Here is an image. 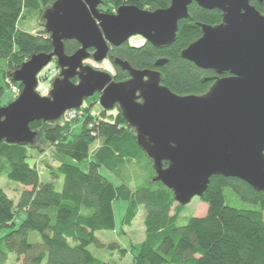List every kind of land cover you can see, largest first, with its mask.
I'll return each mask as SVG.
<instances>
[{
	"label": "trees",
	"instance_id": "1",
	"mask_svg": "<svg viewBox=\"0 0 264 264\" xmlns=\"http://www.w3.org/2000/svg\"><path fill=\"white\" fill-rule=\"evenodd\" d=\"M56 1L0 0V107L6 89L19 85L13 76L23 64L34 55L54 51L45 29L35 35L20 24L37 16L45 25L44 13ZM101 1L100 8L109 11L106 14L122 6L152 12L170 6L169 0ZM251 4L264 14V3L253 0ZM222 21L220 11L194 3L189 18L179 23L171 46L157 48L145 42L133 48L126 43L113 47L110 57L137 70L160 72L162 84L179 96H201L228 74L221 77L213 70H203L184 59L182 52L202 37L201 25L216 26ZM80 48L77 41L65 42L67 55ZM162 59L167 63L156 67ZM117 72L118 78L128 75L119 67ZM85 103L83 113L75 119L64 116L55 123L31 124L38 134L33 145L0 141V179L21 187L16 204L0 186V229L13 227L19 212L26 214L18 229L0 238V264H7L10 254L22 264H110L89 248L105 247L97 232L116 230L114 204L118 201L127 205L123 226L133 224L140 207L146 209L145 240L133 264H264V193L241 180L214 176L201 198L208 204L207 214L179 226L184 206L176 202L171 190L154 181L153 162L138 145L136 133L122 113L108 116L102 111L100 118H95L90 112L94 104ZM97 142L99 148L91 153ZM32 159L39 160L52 181L42 179L37 165L31 166ZM84 165L88 171L82 169ZM61 179L58 190L56 184ZM32 233L38 234L39 242L30 241ZM110 248L120 246L112 244Z\"/></svg>",
	"mask_w": 264,
	"mask_h": 264
},
{
	"label": "water",
	"instance_id": "2",
	"mask_svg": "<svg viewBox=\"0 0 264 264\" xmlns=\"http://www.w3.org/2000/svg\"><path fill=\"white\" fill-rule=\"evenodd\" d=\"M169 1L167 9L122 6L116 14L102 13L101 0L56 1L44 13L54 51L34 55L14 74L22 92L0 107V141L33 145L38 134L31 124L55 123L99 93L103 111L119 107L153 162L154 181L171 190L178 204L202 198L214 176L241 180L264 193V14L253 0ZM194 3L223 14L221 24L201 25L202 37L182 52L203 70L230 75L206 94L179 96L162 84L160 72L134 69L119 58L115 65L131 76L125 82H113L110 73L84 65L89 59L103 63L112 47L134 36L157 48L171 46ZM67 41L81 48L67 55ZM53 61L60 75L43 97L39 75ZM166 63L158 60L156 67Z\"/></svg>",
	"mask_w": 264,
	"mask_h": 264
},
{
	"label": "rangeland",
	"instance_id": "3",
	"mask_svg": "<svg viewBox=\"0 0 264 264\" xmlns=\"http://www.w3.org/2000/svg\"><path fill=\"white\" fill-rule=\"evenodd\" d=\"M103 12L108 13L107 8H100ZM112 14L116 13L117 10L112 8L111 9ZM20 27L28 31L32 34H38L42 32L45 27L44 23L41 19H39L37 16H32L28 18L26 21H22L20 24ZM129 44L134 47H140L141 45L145 44V40L140 36H134L130 39ZM88 64L93 65L97 67L99 70L104 71H113L111 63L106 60L102 64H96L93 61H88ZM57 62L53 61L42 73L41 78L39 81V93L46 97L49 95L51 89H52V83L55 80L53 79V76L56 73H53L54 71L58 70L57 68ZM52 81V82H51ZM16 99V95L13 92V89H6V95L2 99L1 103L4 106L9 105ZM12 101V102H11ZM93 103V108L90 112H94L96 114H101L102 107L98 104L97 100L90 101V99L86 100V103ZM85 103V104H86ZM3 106V107H4ZM108 116L112 114H117V111H107ZM45 146H47L45 144ZM99 142L96 143L91 149V153H94L99 148ZM36 155V154H35ZM42 158L39 157V159ZM31 166L37 165L38 169H40L42 179L44 181H52L53 179L46 175L44 172L43 166L39 163V160H30ZM82 169L84 171H88V167L86 165L82 166ZM102 173L105 176H108L110 179H112L114 182H117L116 179L106 172L105 170H102ZM63 184V180H58L56 187L58 190H61ZM135 183L132 184V188L135 187ZM0 186L5 190L7 195L17 204L19 200V190L21 187H17L14 184L9 183L6 179L1 178L0 179ZM126 203L124 201H118L114 204V211H115V218H116V230L114 232L109 231H99L96 233L97 238L105 245V247H98L96 245H91L90 250L93 252V254L102 260L109 262L110 264H133L134 262V256L138 254L139 248L141 243L145 240V219H146V209L144 207H140L139 213L133 222L131 226H123V220L126 214ZM208 210V204L204 203L201 198L195 197L190 204L187 206H184L182 209V213L179 217L178 225L184 226L187 224L190 218L196 217V218H202L207 214ZM174 213V211H173ZM26 214L24 212H19L15 219H14V226L9 228H3L0 229V238L7 235L9 232H11L14 229H18L22 222L25 220ZM30 241L32 243H36L40 241V238L38 234L32 233L30 234ZM112 244H118L120 246L116 249H111L110 246ZM129 247V248H128ZM128 249L127 252H123V250ZM22 264V262L17 263V256L14 254L9 255V259L7 264ZM45 264V262L43 263Z\"/></svg>",
	"mask_w": 264,
	"mask_h": 264
},
{
	"label": "flooded vegetation",
	"instance_id": "4",
	"mask_svg": "<svg viewBox=\"0 0 264 264\" xmlns=\"http://www.w3.org/2000/svg\"><path fill=\"white\" fill-rule=\"evenodd\" d=\"M99 10L102 12V10L100 9V7H99ZM102 13H105V12H102ZM114 14H116V13H114ZM127 43H129V42H127ZM131 47H133L134 48V46H132V45H130ZM113 48V47H112ZM111 48V49H112ZM92 53L94 52V51H91ZM115 59H117V58H115ZM115 59L114 60H112L111 59V57H110V54H109V57L106 59V60H108L110 63H111V65H112V68H113V71H106V72H108V73H110L111 75H112V77H113V82H117V83H119V82H125V81H128L129 79H130V74L127 72V71H124V72H127V77L126 78H118L119 76H118V72H117V67H119V66H116L115 65ZM105 60V61H106ZM88 61H92L91 59H89V60H87V61H85L84 62V65H90V64H88ZM56 62V61H55ZM53 63V62H52ZM102 64V63H101ZM91 66H93V65H91ZM94 68H96V69H98L97 67H95V66H93ZM120 68V67H119ZM121 69V68H120ZM122 70V69H121ZM102 71H104V70H102ZM123 71V70H122ZM56 74H57V76H56V78L60 75V69L58 68V70H56V72H55ZM224 74H228V73H224ZM224 74L223 75H219V76H221V77H223L224 76ZM230 75L228 74V76H226V77H229ZM223 78H225V77H223ZM74 81V83H78V78H76V79H74L73 80ZM100 94L99 93H97L94 97H96V99H97V102H98V104H99V102H100ZM93 97V98H94ZM90 99H92V98H90ZM100 105V104H99ZM117 111L118 113H120V109H119V107L118 106H116L112 111ZM103 111V110H102Z\"/></svg>",
	"mask_w": 264,
	"mask_h": 264
},
{
	"label": "built area",
	"instance_id": "5",
	"mask_svg": "<svg viewBox=\"0 0 264 264\" xmlns=\"http://www.w3.org/2000/svg\"><path fill=\"white\" fill-rule=\"evenodd\" d=\"M55 72H56V71H54L53 73H55ZM11 89H13V92H14V94L16 95V98H17L18 96H20L22 90H21V88H20L19 85L13 84V85L11 86ZM82 108H83V107H82ZM82 108L79 109V110H69V111H67V112L65 113L64 116H66L68 119H75L76 117H78L80 114L83 113ZM91 115H92L93 117H95V118H100V114H96V113L92 112ZM64 116H63V117H64ZM63 117H62V118H63Z\"/></svg>",
	"mask_w": 264,
	"mask_h": 264
}]
</instances>
